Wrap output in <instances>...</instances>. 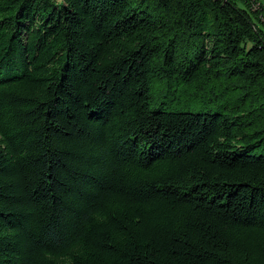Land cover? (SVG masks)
<instances>
[{"label":"trees","instance_id":"1","mask_svg":"<svg viewBox=\"0 0 264 264\" xmlns=\"http://www.w3.org/2000/svg\"><path fill=\"white\" fill-rule=\"evenodd\" d=\"M0 264H264V0H0Z\"/></svg>","mask_w":264,"mask_h":264},{"label":"rangeland","instance_id":"2","mask_svg":"<svg viewBox=\"0 0 264 264\" xmlns=\"http://www.w3.org/2000/svg\"><path fill=\"white\" fill-rule=\"evenodd\" d=\"M237 5L241 8H244V5L241 2H238Z\"/></svg>","mask_w":264,"mask_h":264}]
</instances>
